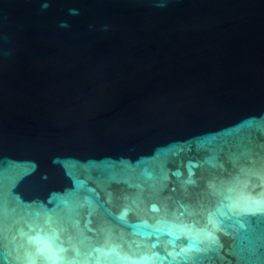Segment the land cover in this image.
I'll use <instances>...</instances> for the list:
<instances>
[{
  "label": "water",
  "instance_id": "1",
  "mask_svg": "<svg viewBox=\"0 0 264 264\" xmlns=\"http://www.w3.org/2000/svg\"><path fill=\"white\" fill-rule=\"evenodd\" d=\"M0 264H264V0H0Z\"/></svg>",
  "mask_w": 264,
  "mask_h": 264
}]
</instances>
